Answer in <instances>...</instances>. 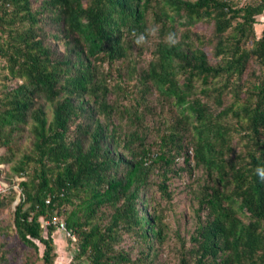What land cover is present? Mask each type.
<instances>
[{"label":"trees","instance_id":"trees-1","mask_svg":"<svg viewBox=\"0 0 264 264\" xmlns=\"http://www.w3.org/2000/svg\"><path fill=\"white\" fill-rule=\"evenodd\" d=\"M153 24L136 48L131 31ZM0 71V175L21 178L25 264H55L54 218L76 240L70 264H148L168 230L152 193L170 199L191 167L204 182L179 264H264V0H0ZM124 235L146 247L135 259Z\"/></svg>","mask_w":264,"mask_h":264},{"label":"rangeland","instance_id":"rangeland-1","mask_svg":"<svg viewBox=\"0 0 264 264\" xmlns=\"http://www.w3.org/2000/svg\"><path fill=\"white\" fill-rule=\"evenodd\" d=\"M193 30L206 34L208 27L203 24H197L193 27ZM204 49L208 59L213 62L214 58L211 55V49L209 47H204ZM149 56V51H144L140 58V62L137 56L134 58H138V62L140 64L144 63ZM30 141V137L25 132L21 133L19 151L15 153V161L21 157V154L24 151L26 152L29 150ZM240 151H242V146ZM190 156H192V154ZM181 161L182 157L177 159L176 164H180L181 166ZM12 164L13 163L0 164V168L4 167L6 171L4 173L6 176L11 175L9 167H11ZM189 171L190 172L182 174L179 177H173L169 181L168 189L172 193L170 199L157 188L155 189V192L152 193L154 200H151L150 204L156 206V213H163L165 221L168 225V230L164 242L161 245L154 244V247L156 248V256L154 257L153 254L150 253L148 264H179V257L181 256V253L186 251L191 245L189 237L194 231L196 224L194 215V209L197 207L196 196H198L199 188L204 180L203 171L200 167H191ZM5 175L1 174L0 177L6 180L9 179L5 177ZM14 204L16 203L13 201L9 205L2 207L0 210V255L4 256V258H1L3 259L0 261L1 264H25L27 258H34L33 249L25 246L19 240L14 231L11 220ZM52 238L56 253L54 260L55 264L72 263L73 255L76 251L75 238H68L59 228H56V230L52 233ZM37 244L39 243L37 242ZM42 247L43 246L39 244L38 249L40 250V253L42 252ZM120 247L128 252H131V259H135L138 255H140V251L146 248L134 237L126 235H124V240ZM74 263L76 262L74 261ZM36 264L42 263L37 261Z\"/></svg>","mask_w":264,"mask_h":264},{"label":"clouds","instance_id":"clouds-1","mask_svg":"<svg viewBox=\"0 0 264 264\" xmlns=\"http://www.w3.org/2000/svg\"><path fill=\"white\" fill-rule=\"evenodd\" d=\"M130 35L133 38V45L136 48H142L150 43V38L151 40L158 38L159 25L153 24L149 28H146L144 32H137L135 29H133ZM179 40L180 35L178 32L169 31L164 36V41L169 47L176 46L179 43ZM255 175L260 182L264 183V166L256 167Z\"/></svg>","mask_w":264,"mask_h":264},{"label":"built area","instance_id":"built-area-1","mask_svg":"<svg viewBox=\"0 0 264 264\" xmlns=\"http://www.w3.org/2000/svg\"><path fill=\"white\" fill-rule=\"evenodd\" d=\"M20 180H21V178L15 176V177H13L11 179V182H9L8 180L0 177V196L6 194L7 191L9 190V188H10V185H12V183L14 182L12 187H13V189H15V191L17 193V195L15 197V200H14V203H16L19 200V190H18V184L16 182L20 181ZM51 223L53 225H55L57 228H59L62 231H64V233L66 234V236L68 238H72L73 237L68 231H66L62 221H60L59 219L54 218L51 221ZM47 224H48V222H42V225H47Z\"/></svg>","mask_w":264,"mask_h":264}]
</instances>
